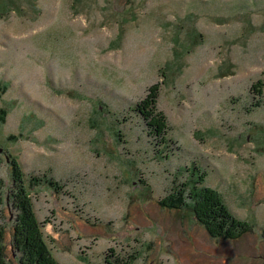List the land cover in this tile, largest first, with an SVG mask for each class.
<instances>
[{
  "label": "rangeland",
  "instance_id": "rangeland-1",
  "mask_svg": "<svg viewBox=\"0 0 264 264\" xmlns=\"http://www.w3.org/2000/svg\"><path fill=\"white\" fill-rule=\"evenodd\" d=\"M0 156L11 264L12 159L60 264H264V0H0ZM204 187L252 229L213 237Z\"/></svg>",
  "mask_w": 264,
  "mask_h": 264
},
{
  "label": "trees",
  "instance_id": "trees-1",
  "mask_svg": "<svg viewBox=\"0 0 264 264\" xmlns=\"http://www.w3.org/2000/svg\"><path fill=\"white\" fill-rule=\"evenodd\" d=\"M151 91L154 95L149 94L145 100L138 104V108L146 119L153 121L155 118L151 115L155 112L153 108L157 104V87H153ZM155 124L158 132H162L163 125L165 126L162 112ZM150 125L152 124L150 123ZM1 163L0 156V165ZM11 168L14 178L13 188L15 189L14 206L19 212L13 225L11 244L16 248L19 260L22 264H60L43 236L42 226L35 216L31 196L28 195L25 188L21 166L15 159H12ZM33 179L41 181L38 177H33ZM44 180L51 186L56 187L57 185L53 179L45 178ZM183 195L182 193L179 195L172 193L169 197L163 199L161 203L171 208L187 207L188 203ZM189 197L195 200V206L193 207L195 216L201 224L206 226L213 237L235 238L248 233L252 229L248 222L240 220L230 211L224 200L214 189L204 187L199 191H195L193 196ZM2 205L3 200L0 194V220L3 212ZM5 240L6 230L0 223V264H11L6 256Z\"/></svg>",
  "mask_w": 264,
  "mask_h": 264
}]
</instances>
